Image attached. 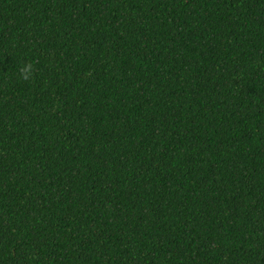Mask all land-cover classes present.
I'll return each mask as SVG.
<instances>
[{"label":"trees","instance_id":"trees-1","mask_svg":"<svg viewBox=\"0 0 264 264\" xmlns=\"http://www.w3.org/2000/svg\"><path fill=\"white\" fill-rule=\"evenodd\" d=\"M0 264H264V0H0Z\"/></svg>","mask_w":264,"mask_h":264},{"label":"clouds","instance_id":"clouds-1","mask_svg":"<svg viewBox=\"0 0 264 264\" xmlns=\"http://www.w3.org/2000/svg\"><path fill=\"white\" fill-rule=\"evenodd\" d=\"M35 64L32 61L26 62L18 66V72L21 80L29 81L33 77Z\"/></svg>","mask_w":264,"mask_h":264}]
</instances>
